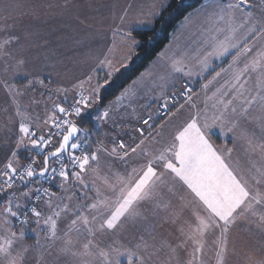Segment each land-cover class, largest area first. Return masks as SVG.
Here are the masks:
<instances>
[{"label":"snow or ice","instance_id":"obj_1","mask_svg":"<svg viewBox=\"0 0 264 264\" xmlns=\"http://www.w3.org/2000/svg\"><path fill=\"white\" fill-rule=\"evenodd\" d=\"M144 15L156 13H135ZM193 17L197 46L179 58L165 48L105 105L119 87L114 74L135 53L133 32L145 23L128 4L111 47L82 78L54 91L44 117L22 103L44 85L26 71L27 37L0 39L8 101L0 109V264H206L208 249L214 264H229L237 251L231 235L242 223L251 235L243 264H264V0H205L181 27ZM149 83L161 95L144 105L142 126L127 143L116 128ZM185 111L188 118L175 123ZM105 127L115 135L97 140ZM229 137L241 143L244 165L233 160ZM127 229L130 240L121 235Z\"/></svg>","mask_w":264,"mask_h":264},{"label":"rangeland","instance_id":"obj_2","mask_svg":"<svg viewBox=\"0 0 264 264\" xmlns=\"http://www.w3.org/2000/svg\"><path fill=\"white\" fill-rule=\"evenodd\" d=\"M167 2L168 0H0V29H7V32L0 31V39L8 34L20 35L22 38L26 36L27 39L23 40V55L29 61L26 71L35 74L36 78L44 81V85L37 84L22 103L28 107L33 116L44 117L46 111L51 107L49 97L52 96L54 91L58 87H69L77 78H82L84 73L94 64L95 58L101 55L104 48L106 46L111 47L113 27L119 25L118 17L122 12L117 10L119 6L123 10L124 6L132 4L133 18L145 21L138 27H149L153 25L155 18ZM9 4L18 5L10 15L5 12V7ZM141 11L144 13L153 11L156 15L154 17L148 15L135 16V13ZM6 15H8V19L4 18ZM81 20L85 21L83 25L80 23ZM183 21L182 19L178 23V28H181ZM197 24V18L193 17L191 25L182 27L180 33L185 34V29L186 31L189 30L191 34L188 36L191 40L189 42L184 37V41L179 42V45L171 43L169 56L176 50L174 56L179 58L186 52H191L197 46L201 39L196 31ZM179 30L175 29L173 34L178 36ZM119 39L117 35L116 42L118 46ZM120 51L125 50L121 48ZM227 62H224L222 66L227 67ZM215 64L218 71L221 62L216 61ZM150 66L146 69H149ZM156 71H160V69L156 68ZM212 74L214 75V72ZM208 79H211V76ZM196 87H199V83ZM153 88L154 85L149 83V90L138 93L137 98H134L131 108H134L135 111L130 108L123 113V122L117 126L116 132H119L125 140L131 123L138 120L137 127H139V117L145 115L144 105L153 96L158 97L161 95L158 88L152 90ZM209 95H211V92H209ZM116 97L108 104H111ZM124 103L128 104L129 101L126 100ZM5 107H8V101L4 93L0 91V109ZM10 114L11 110L9 111ZM3 116L4 114L0 112V117ZM187 117L188 114L185 113L180 118L176 116L178 119L176 123H182ZM100 131L103 133V140L105 141H107V136L115 135L107 127ZM0 136H3L2 131H0ZM4 139L6 140L7 137L5 136ZM235 144L237 146L235 153L238 158L234 154H232V158L239 164L244 165L245 153L243 147L240 142ZM176 191L179 193L182 189L177 185ZM92 194L89 193V195ZM161 231L168 234L172 232V228L164 225ZM242 231L235 228L231 239H237L238 237L235 235H241ZM31 235L29 233L30 239L26 241L29 245L35 242ZM121 235L125 240H130L133 238L134 233L131 229H127ZM246 237L245 235L244 238ZM236 243L234 246L237 251L236 254L229 257V264H243L244 254L249 253V248L246 246L248 242L244 245ZM241 256L243 259H240ZM205 259L206 264H214L211 249H208ZM67 264H72L71 258H68Z\"/></svg>","mask_w":264,"mask_h":264},{"label":"trees","instance_id":"obj_3","mask_svg":"<svg viewBox=\"0 0 264 264\" xmlns=\"http://www.w3.org/2000/svg\"><path fill=\"white\" fill-rule=\"evenodd\" d=\"M203 0H168L162 7L153 25L149 27H137L133 36L138 42L135 53L126 69L114 74L113 80L119 84L105 97V105L114 99L119 93L134 80L171 40L172 33L178 23L193 9L201 5ZM103 75V74H101ZM85 127L92 125L86 123ZM97 140H103V133L97 129L94 133ZM215 141L222 143L224 140L219 135L213 136ZM23 162V161H22ZM30 238H28L29 240ZM32 241V240H31Z\"/></svg>","mask_w":264,"mask_h":264},{"label":"crops","instance_id":"obj_4","mask_svg":"<svg viewBox=\"0 0 264 264\" xmlns=\"http://www.w3.org/2000/svg\"><path fill=\"white\" fill-rule=\"evenodd\" d=\"M205 2V0H203V2L202 3H204ZM257 2H258V0H257ZM201 3V4H202ZM121 6H119L118 7V11L120 12V11H123L126 7H127V5L126 6H124L123 8V10H121V8H120ZM199 7V6H198ZM197 7V8H198ZM196 9V8H195ZM195 9H193L192 11H190L189 13H192V12H194L195 11ZM188 13V14H189ZM187 14V15H188ZM186 15V16H187ZM185 16V17H186ZM184 17V18H185ZM184 18H183V20H184ZM181 25H182V23H181ZM117 27V25L116 26H114L113 27V31L115 30V28ZM177 29H180L179 30V32H178V36L175 34H173L172 36H171V40L169 41V43L163 48V50L165 49V48H169L170 47V44L171 43H175V44H178L179 45V42H183L184 41V37H185V39H187L189 42H190V40L191 39H189V36L188 35H190L191 33H189V30L188 31H186V29H185V34H183V33H180L181 32V29H182V27L181 28H178V25H177V27H176V30ZM176 32V33H177ZM119 37V36H118ZM162 50V51H163ZM161 51V52H162ZM160 52V53H161ZM159 53V54H160ZM175 53H176V50L174 51V53L172 52L171 54H170V56L172 55H175ZM159 54L156 56V58L153 60V61H151V63L148 65V66H150V65H152V62H154V61H156L157 60V57L159 56ZM147 66V67H148ZM197 90H199V87L197 88ZM209 102V101H208ZM198 103H200V101H198ZM155 109V106L153 107V110ZM185 114H188V116H189V112H187V111H185L184 112ZM183 113V114H184ZM181 115L182 114H178L177 115V117L178 118H180L181 117ZM188 118V117H187ZM186 118V119H187ZM178 119L177 118H175V123H176V121H177ZM137 123H138V120H136V122L135 123H131V125H130V128L127 130V135H126V140H127V143H132V139H129V137H132V138H135L136 136H137V132L135 131V129L137 128ZM218 134V133H217ZM219 135V134H218ZM104 139V138H103ZM213 141L217 144V146H222L223 144H224V141L222 142V143H218L217 141H215V139L213 138ZM239 143V142H238ZM227 146H228V148H237V146H236V144H234L233 142H232V139H231V137H229V139H228V143H227ZM232 154H234L235 156H236V153H235V151L232 153ZM237 157V156H236ZM238 158V157H237ZM249 227H250V225H248V224H246V223H242L240 226H238V227H236L237 228V230H239V229H241V230H243L242 231V234L241 235H235L236 237H238L237 239H235V240H233L232 239V242H233V245L235 244V242H237L236 244H238V245H244V243L245 244H247V242H249V240L251 239V235H250V233H249V231H248V229H249ZM244 233H245V235L247 236L246 238H244ZM232 237V236H231ZM241 255V254H240ZM238 258H239V256H237ZM240 259H243L242 258V256H241V258Z\"/></svg>","mask_w":264,"mask_h":264},{"label":"built area","instance_id":"obj_5","mask_svg":"<svg viewBox=\"0 0 264 264\" xmlns=\"http://www.w3.org/2000/svg\"><path fill=\"white\" fill-rule=\"evenodd\" d=\"M142 126L141 124L139 125V127ZM146 127V126H145Z\"/></svg>","mask_w":264,"mask_h":264}]
</instances>
